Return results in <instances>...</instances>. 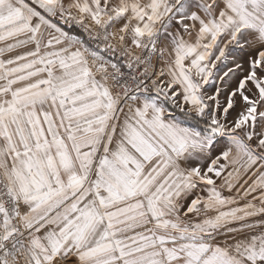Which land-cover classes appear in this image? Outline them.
Listing matches in <instances>:
<instances>
[{"label": "snow or ice", "instance_id": "1", "mask_svg": "<svg viewBox=\"0 0 264 264\" xmlns=\"http://www.w3.org/2000/svg\"><path fill=\"white\" fill-rule=\"evenodd\" d=\"M0 264H264V0H0Z\"/></svg>", "mask_w": 264, "mask_h": 264}]
</instances>
